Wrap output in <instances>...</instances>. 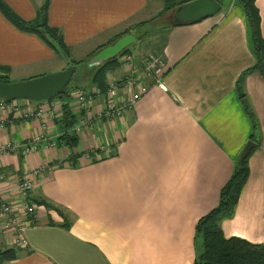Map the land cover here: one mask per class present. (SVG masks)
Segmentation results:
<instances>
[{
  "label": "crops",
  "instance_id": "obj_1",
  "mask_svg": "<svg viewBox=\"0 0 264 264\" xmlns=\"http://www.w3.org/2000/svg\"><path fill=\"white\" fill-rule=\"evenodd\" d=\"M3 1L32 21L46 0ZM219 2L223 7L216 15L157 28L164 41L158 51L164 56L160 82L142 73L149 90L123 119L82 128L76 167L66 161L71 151L55 144L60 131L54 120L43 130L39 118L0 111V148L45 135L33 152L0 154V207L10 202L30 218L23 231L27 246L5 264H194L197 223L219 203L252 135L257 147L249 157V178L234 216L221 226L227 238L264 243V78L251 72L241 83L256 130L238 89L241 74L255 64L244 14L234 0ZM256 4L264 37V0ZM164 7L163 0H50L49 23L60 28L71 57L79 60L129 37L109 61L142 46L139 24ZM173 11L165 18H173ZM135 55L136 61L146 56ZM69 63L0 10V66L10 68V81L57 72ZM130 74L120 65L108 72L107 82ZM94 104V111L102 110L105 97ZM26 105L61 111L58 100ZM98 149L92 162L89 153ZM36 169L33 189L22 194L17 183ZM27 204L35 208L32 215L25 213ZM9 239L0 236V247L14 246Z\"/></svg>",
  "mask_w": 264,
  "mask_h": 264
},
{
  "label": "trees",
  "instance_id": "obj_2",
  "mask_svg": "<svg viewBox=\"0 0 264 264\" xmlns=\"http://www.w3.org/2000/svg\"><path fill=\"white\" fill-rule=\"evenodd\" d=\"M163 1L165 7L157 17L151 21L139 24V36L137 39L142 40L147 33L149 34V29L143 30V27L146 25L149 26L151 24L159 28L167 23L173 25L182 24L173 22L172 17L165 18V15L167 12L175 10L179 5L190 0ZM49 5L50 0H46L39 8L37 17L32 21H27L13 11L7 3L0 0V10L10 22L22 31L36 34L57 54L69 58V65H76V72L80 69L78 78L73 82V77L67 93L60 94L56 98L49 100H58L61 104V111L54 119V123L60 131L59 136L55 139V144L58 147H66L71 151L66 161L72 167H76L82 153L76 152L80 143V137L75 127L78 124L80 114L73 110V94L80 89L89 88L91 85L98 86L102 91H105L107 88L108 72L117 69L121 64L119 62V56L96 67L88 66L87 62L92 55L88 59L82 60L72 58L70 47L65 42L62 31L60 28L49 23ZM234 6L241 9L244 14L249 46L255 56V64L239 77L238 89L240 98L244 103V108L253 121L254 128H256L257 122L249 104L245 101V94L242 91L241 83L246 75L251 72L259 73L264 78V37L261 30V14L256 0H234ZM162 43L164 44V41ZM161 45L159 50L164 47H161ZM129 53L130 50L127 49L120 56ZM9 70V67L0 66V81H10L8 76ZM253 138L254 135L251 136V141L249 142L255 144ZM256 147L257 144L252 147L251 152L244 160L239 159L236 162L231 178L220 191L219 203L214 209L199 219L195 231L196 259L194 264H264V243H254L238 236L227 238L221 226L223 220L231 218L235 214L241 192L250 174L249 157L255 151ZM97 152H101V150L98 149L96 152L89 153L92 162L97 161ZM66 161L57 164L58 166H63ZM45 204L52 206L46 202ZM17 249L20 248L15 246L7 248L0 247V264L17 259L19 256V250Z\"/></svg>",
  "mask_w": 264,
  "mask_h": 264
},
{
  "label": "built area",
  "instance_id": "obj_3",
  "mask_svg": "<svg viewBox=\"0 0 264 264\" xmlns=\"http://www.w3.org/2000/svg\"><path fill=\"white\" fill-rule=\"evenodd\" d=\"M119 62L121 66L123 65L130 69V75L125 78H111L112 80L107 82L105 91H102L98 86H93L80 89L73 94V110L80 114L78 124L75 127L78 134L83 127H88L94 121L104 119L108 122H113L117 119H123L126 111L134 107L137 101L149 90V86L142 82L141 74L152 75L156 82H160L164 73V56L157 51L149 52L140 61H136L135 56L131 53L125 54L119 59ZM98 96L105 97V107L100 111H94V102ZM23 102L29 103L32 101H7L0 98V111H5L10 116L17 118H39L43 122V130L47 126L48 119L54 120L59 115H57L53 107L51 109L44 107L33 108ZM0 126H3V123H0ZM44 137V132L41 131L23 145L9 144L6 148H0V154L5 153L7 150L16 151L17 149H21L26 153L33 152ZM106 155H109V151H107ZM39 173L40 170L36 169L30 173L25 172L23 174V177L17 183V188L22 194H26L33 189L34 177ZM0 209V236H4L7 239L10 236L9 243L14 246H27L23 231L29 225V216L21 217L18 213L19 210H16L13 204L6 201L1 203ZM25 211L26 214L32 215L35 208L27 204Z\"/></svg>",
  "mask_w": 264,
  "mask_h": 264
},
{
  "label": "water",
  "instance_id": "obj_4",
  "mask_svg": "<svg viewBox=\"0 0 264 264\" xmlns=\"http://www.w3.org/2000/svg\"><path fill=\"white\" fill-rule=\"evenodd\" d=\"M222 4L219 0H190L179 5L173 11L176 23H194L221 12ZM129 37H123L115 41L111 46L103 48L91 57L89 67L103 64L110 57L119 54ZM76 65H68L64 69L19 81H0V98L7 101L27 100L46 101L65 94L75 75ZM255 144L248 142L243 149L240 160H244L251 152Z\"/></svg>",
  "mask_w": 264,
  "mask_h": 264
},
{
  "label": "rangeland",
  "instance_id": "obj_5",
  "mask_svg": "<svg viewBox=\"0 0 264 264\" xmlns=\"http://www.w3.org/2000/svg\"><path fill=\"white\" fill-rule=\"evenodd\" d=\"M223 2H227L228 0H222ZM144 29H149V34L147 33V35L144 37V40L143 42L141 43L142 46H140L134 53L133 55H135L136 53L137 54H140V53H143V55H147L149 52H156L159 50V47L160 45L162 44V40L161 39L162 37V34L159 32V30H157V26H153V25H149V26H145L143 27V30ZM160 34V35H159ZM157 46V47H156ZM136 56V55H135ZM90 57L87 56L85 57V59H88ZM91 59V58H90ZM89 59V61H90ZM88 61V62H89ZM87 62V63H88ZM79 72H80V69L77 70V72L75 73L74 75V79H73V82L76 81V78H78V75H79ZM53 73V72H51ZM48 74V73H47ZM40 76V75H39ZM33 77H37V76H33ZM33 77H27V79L29 78H33ZM11 80L12 81H19V80H26V79H18L17 77H11ZM80 137V136H79Z\"/></svg>",
  "mask_w": 264,
  "mask_h": 264
}]
</instances>
